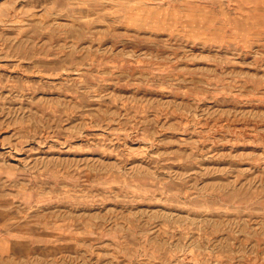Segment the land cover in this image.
Wrapping results in <instances>:
<instances>
[{
    "label": "rangeland",
    "instance_id": "1",
    "mask_svg": "<svg viewBox=\"0 0 264 264\" xmlns=\"http://www.w3.org/2000/svg\"><path fill=\"white\" fill-rule=\"evenodd\" d=\"M0 264H264V0H0Z\"/></svg>",
    "mask_w": 264,
    "mask_h": 264
}]
</instances>
